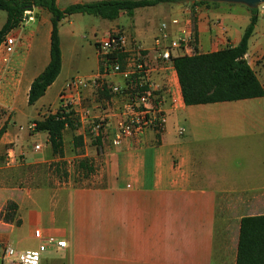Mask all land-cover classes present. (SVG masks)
Returning <instances> with one entry per match:
<instances>
[{"label":"crops","instance_id":"1","mask_svg":"<svg viewBox=\"0 0 264 264\" xmlns=\"http://www.w3.org/2000/svg\"><path fill=\"white\" fill-rule=\"evenodd\" d=\"M59 1L56 0L58 8L64 9L73 3L96 0H64L63 7ZM137 9L133 16L121 11L116 19L109 20V25H104L102 35L116 30L118 19L126 14L131 18V29L120 31L129 39L132 35L145 42L147 45L141 47L154 56L150 39L158 33L163 20L152 24L148 15L140 27ZM193 9L197 11L194 14L199 52L236 45L251 17L250 8L242 4L206 3ZM32 10L33 20L21 21L8 32L15 35L8 61H2L0 56V107L14 109L13 124L19 129L29 120L40 119L43 113L39 109L37 115L29 117L12 103L20 94L27 101L32 80L49 61L46 53H38L31 68L40 64L43 67L28 76L38 32L24 26L38 19L46 33H42L41 40L48 46L52 27L49 12ZM257 13L245 58L264 87V4L257 7ZM173 17L176 16L170 18ZM182 18L179 19L189 22L192 30L190 19ZM61 53L63 69L69 59L62 45ZM96 60L98 69V57ZM162 75L156 76L160 83L164 81ZM167 76L169 93L177 102L172 105L169 93L164 95L167 124L160 133L148 129L113 145L114 112L109 106L97 109L96 114L106 116L107 122L97 150L100 155L103 149V164L86 175L92 185L72 187L66 192L65 182L56 187H0V264L5 244L18 249L35 248L39 241L35 229L66 242L63 249H48L41 264H235L241 218L264 214V96L185 105L175 71L169 70ZM69 77L59 88L57 99ZM229 102L235 103L240 112L223 110ZM181 128L183 132L179 133ZM13 129L12 126L3 133L0 144L12 141L9 135ZM34 133L42 135L45 145L34 143L39 148L42 145L43 150L36 152L33 145L28 163L53 160L48 134ZM235 150L237 161L232 159ZM8 201L15 202L17 208L13 221L5 222L1 212Z\"/></svg>","mask_w":264,"mask_h":264},{"label":"rangeland","instance_id":"2","mask_svg":"<svg viewBox=\"0 0 264 264\" xmlns=\"http://www.w3.org/2000/svg\"><path fill=\"white\" fill-rule=\"evenodd\" d=\"M65 5L66 2L64 0L59 1L60 7ZM196 12L197 11L191 7L190 1H187V3L184 4L162 3L137 9L136 19L137 24L140 25V27L144 26V20L148 15L152 17V24L154 22L155 24H158L161 20H168L171 16H176L181 19H183L182 17H188L191 23H193V19L195 18L194 13ZM6 16V12L0 9V26L6 20ZM109 24L110 21L108 19H103L93 14L76 13L62 18L58 23V32L62 50L69 59V64L61 69L59 75L55 79L56 82L48 89L44 97L34 105H28L26 101L24 102L23 96L21 94L18 95L15 103H12L16 110L23 111L29 117H32L37 115V112L40 109L41 112L39 113L43 114L40 115L39 118L42 119L44 116L54 113L59 107H62L59 98L57 99L59 88L63 85L65 78L69 75L84 76L96 71L97 55L94 47V40L97 37L103 36L104 25ZM131 25V18L126 14H122L118 19L116 30L127 31V29H131ZM24 28L28 30L34 29L38 32L36 42L33 44L31 50V60L28 65L30 72L29 70L27 72L29 76L41 71L43 64H40L33 69L31 68L33 57L36 58L38 53L41 55V52H43V55L46 53L48 58L49 46L48 42L43 44V41L41 40L42 33H46L45 27L39 25L38 19H35L34 22L27 23ZM150 40L152 41L153 39ZM130 44L132 47L139 45L143 47L147 45L145 42L135 39L132 35L130 37ZM182 45H184V43H182ZM193 45L192 41L191 47H193ZM85 95L86 100L83 104L89 108L93 118H95L94 116L98 113L97 109L100 108V110H103L106 108L110 99L109 95H103L101 93L96 95V92L92 89L86 91ZM42 104L44 105L42 106ZM226 104L227 105H223V110L236 109L239 111V108L235 106V103L229 102ZM62 108H66L68 111L74 110L71 106L67 107L63 105ZM13 115L14 109H10L4 105L0 107V131H2L0 138L3 133L11 129L12 126L15 128L9 135V139L11 137L12 141L8 140L5 143L0 144V187L15 186L23 189L47 186L56 187L62 185V182H65L64 192H66L72 187L93 184L92 179L88 180L86 175L99 170L103 164V149H101L100 155H98L97 150L99 149V142L103 139L101 137L104 135V133L100 135H95L93 133L92 127L94 119L90 118L84 126H81L77 122L75 115L71 114L74 124H78V127L75 130L70 128L64 130L63 156L60 157L56 155L51 161L28 163L30 162L28 152L33 148L36 152H42L43 150L42 145L40 148H35L36 144L34 143H43L45 145V141L41 134L34 133V128H28L31 123H34V120H29L28 124H22V128L19 129V125L15 126L13 124ZM16 129L19 130L16 131ZM79 136H82V138ZM97 137H99V142L96 140ZM234 138L235 137L232 136V139ZM236 139L238 140V137H236ZM235 152L236 156L232 159L237 161L238 151L235 150ZM9 153L12 154L15 160L13 163L8 164L10 158ZM82 164H85L86 166H82ZM6 207L7 206L5 205V210Z\"/></svg>","mask_w":264,"mask_h":264},{"label":"trees","instance_id":"3","mask_svg":"<svg viewBox=\"0 0 264 264\" xmlns=\"http://www.w3.org/2000/svg\"><path fill=\"white\" fill-rule=\"evenodd\" d=\"M161 3H187V0H96L73 3L60 9L56 0H0V9L7 14L0 29V42L5 34L19 25L27 9L41 8L51 15L49 61L44 69L32 80L27 93V104L33 105L59 75L62 53L58 32L59 21L75 13L93 14L103 19L113 20L121 11L133 16L134 10ZM216 3L210 1H190L193 8L197 4ZM251 17L241 39L236 45L226 46L212 52H199L196 48V27L193 19V52L173 58V66L185 105H196L264 96V87L245 58L248 42L257 22V8L250 9ZM71 111L59 107L54 113L34 120V130L48 134V142L54 156H63V134L67 128L75 130ZM2 134V131H0ZM82 138V136H79ZM99 142V137L96 138ZM82 163V162H81ZM82 166H86L82 164ZM92 171V170H89ZM88 175V174H87ZM1 212L5 222L13 221L17 205L13 201L6 204ZM9 211V212H8ZM235 264H264V214L244 216L240 220L237 255Z\"/></svg>","mask_w":264,"mask_h":264},{"label":"built area","instance_id":"4","mask_svg":"<svg viewBox=\"0 0 264 264\" xmlns=\"http://www.w3.org/2000/svg\"><path fill=\"white\" fill-rule=\"evenodd\" d=\"M34 19L33 10L23 13L22 22ZM171 28H174L173 31ZM159 31L153 37L154 56L140 45L132 47L130 39L121 31L113 30L100 36L94 43L99 66L94 75H73L68 78L59 93L61 105L71 106L77 122L84 126L93 120V133L100 135L107 122V117L96 114L93 118L89 108L83 104L85 92L92 89L98 93L109 95L107 106L112 108L116 117L114 125L113 145L130 137L138 136L145 130L155 133L162 132L167 124V112L164 107L168 92V71L174 70L173 58L192 51L193 38L189 22L184 23L176 17L161 21ZM184 43V45H182ZM14 34H5L0 42L2 61H8V55L13 52ZM162 73L163 82H158L156 76ZM176 73V72H175ZM113 78H117L114 81ZM168 81V82H167ZM167 95V94H166ZM172 105L177 100L169 93ZM34 123L28 126L33 129ZM183 129H179L182 133ZM35 148H39L36 145ZM9 163L14 157L9 153ZM39 240L35 248L18 249L13 245L2 246L3 264H41L42 255L48 250H60L66 246L64 239L55 235L44 236L40 229L34 230Z\"/></svg>","mask_w":264,"mask_h":264},{"label":"water","instance_id":"5","mask_svg":"<svg viewBox=\"0 0 264 264\" xmlns=\"http://www.w3.org/2000/svg\"><path fill=\"white\" fill-rule=\"evenodd\" d=\"M187 1H196V0H187ZM200 1L242 4V5L247 6L250 9L257 8L258 6L264 4V0H200Z\"/></svg>","mask_w":264,"mask_h":264}]
</instances>
